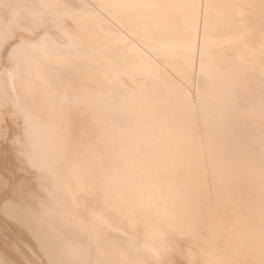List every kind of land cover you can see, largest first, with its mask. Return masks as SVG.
<instances>
[{
    "label": "bare ground",
    "instance_id": "bare-ground-1",
    "mask_svg": "<svg viewBox=\"0 0 264 264\" xmlns=\"http://www.w3.org/2000/svg\"><path fill=\"white\" fill-rule=\"evenodd\" d=\"M5 1L14 6L0 0L1 23L37 27L41 0ZM64 1L78 18L66 46L48 34L7 49L31 158L52 184L40 210L5 211L50 264H142L124 222L142 224L155 250L175 231L204 251L200 220L222 247L264 264V0Z\"/></svg>",
    "mask_w": 264,
    "mask_h": 264
},
{
    "label": "rangeland",
    "instance_id": "rangeland-1",
    "mask_svg": "<svg viewBox=\"0 0 264 264\" xmlns=\"http://www.w3.org/2000/svg\"><path fill=\"white\" fill-rule=\"evenodd\" d=\"M58 1L59 0H48L47 2L44 3V0H41L39 2V5L42 4L41 11L43 13H40L41 11H38L37 15H35V18H36L35 21L36 22L39 21L38 22L39 24L34 22L37 24L36 28H34L35 25H32L33 27L32 28L30 27V29L22 28V27L15 26V25H14L15 27L12 28L13 26L11 25L12 23H9L8 21L2 22V23L0 22V200L4 202L3 203L2 201H0V226H1L0 227L1 229L0 237L2 236L1 239L4 238L2 241L0 239V242L3 243L5 241L7 244L10 245L8 246L4 242L3 245H5V247H9V248H4V249L6 250L12 249V251H9V250H7V252L4 251L5 253L2 252L4 250L3 249V250H0V253L4 254L3 257L8 256L7 260L9 261L10 259L11 262L10 261L9 262L11 264L13 261H14L13 264H21L20 262L24 264H46V263L50 264L49 260L47 261L49 257L40 248L37 241L30 234L29 229L27 230L28 228V227L26 228L27 224L26 226H24L22 225V223L24 222H21L19 225V222H17V220L20 221V219L16 218L15 216H14L15 219H13V216L11 218V216H9L10 213L5 211L4 207L6 203H9V205H11L12 203V206H15L16 208L18 207L23 208V210H27V211H28L27 208H33V207L37 208L39 207L40 203L42 202L45 203L50 200L48 197V192L46 191V188L52 183L50 182V178H49L50 175H47L46 171L43 168H40L38 164L33 163L32 161V158H31L32 157L31 154L33 150L32 142H31L32 136L30 135V131L28 129L29 125L26 122V116L24 115L25 113L23 112V109L21 108V105L19 104V101H18L17 94L19 93L20 95L21 91H18L20 89L17 88L18 85L15 86L16 82L13 79L14 75L17 74L16 66L14 62L12 61V57L9 55L7 49L14 39L23 38L25 41L27 40V41H32V42H40L41 39H47L45 37L48 34L51 36L50 41L52 42L55 41V42L61 43L66 46V44H68L69 42V37L65 29H67V27L69 29H72L73 28L72 26L74 25L73 23L77 22L75 21V19L77 20L78 18L77 16L76 17L74 16V13H76V11H74V13L67 12L68 7H66L65 6L66 4L63 3L65 2L64 0H61L62 3ZM5 2H8V3H5ZM11 2L12 1L4 0L6 7L5 5H1V7L4 6L8 10L6 12H9L10 10H13L12 8L14 6V3L12 2L11 4ZM57 2L63 4L64 7L63 5L60 6V4H58ZM54 3L56 4L57 7L55 6ZM1 7H0V10L2 11L6 10L4 7H3L4 9H2ZM57 8H61V10L60 9L58 10ZM76 10L81 11L82 8L76 9ZM63 12L64 14L62 15ZM66 12H67V15H66ZM78 13L80 12H77V14ZM40 14H42V16ZM47 14L49 15L54 14L52 16L51 21L49 19L51 16L48 18L49 15ZM0 18H1L0 19L1 21H4L2 17ZM40 18L42 22H45V24L43 23L42 25ZM54 20H56L57 22L56 21L54 22ZM70 21H72V23ZM5 23L6 25L10 24V26H6ZM58 25H60V27H58ZM85 30L88 32L87 35L89 36L96 35L94 32H93L94 34L93 33L91 34L90 29L88 28H84V31ZM43 35L45 36L43 37ZM94 49L92 50L95 51ZM97 52L98 54L100 53L99 50H97ZM40 53L44 54L45 52L44 53L40 52ZM93 54L96 56H100L96 54V51ZM46 55H47L46 56L47 58L54 61L58 58L64 57L66 54L61 55L62 57H60V56H55L51 52H46ZM101 56L105 57L106 55L102 53ZM74 60L76 61V59ZM79 61L82 63V59H79ZM80 62L77 61L76 63L79 65ZM84 66H85L84 68L87 71L89 68L91 69L92 72L94 71L93 67L87 68L86 64ZM81 70H84V69H81ZM82 75H84V73ZM88 80H89V83L93 85L94 81L87 79V82ZM94 85L96 84L94 83ZM194 88L196 89V87ZM194 88H192V90ZM195 92L196 90L195 91L193 90V93ZM67 97L69 98L71 96L69 95ZM68 98H65L66 101L69 100ZM66 101L64 100V103H63L64 105L65 103H67ZM70 102L71 100H69V103ZM72 103H74V101ZM75 104H78V103L76 102ZM66 105H68V103ZM82 105L80 106L79 104L77 107L73 106L72 108H78L80 106L81 108L79 109H82L84 108V106ZM69 108H71V106ZM67 116H71V114ZM110 119H111L110 120L111 123H113L115 126L122 125L124 123V118L122 117V115H119V114L112 115ZM73 190L77 192V194L80 197L85 195L83 191H80V190L77 191V189L75 188H73ZM6 198H9V199L7 200ZM214 201H215V198H212V202ZM85 203L87 204V202ZM81 205H83V203H80L78 207L80 206V208L83 209ZM41 207H39V210L41 209ZM114 209H115L114 207L111 208V212L113 215H115ZM110 219L111 220L113 219L112 216ZM14 224H16V226L18 227H16ZM122 225H123L124 230L127 231V233H125L124 235L127 238L134 241L135 244L138 246L135 249L136 255H138L142 259L140 260L142 264H255V262L251 258L243 259V258L237 257V255L232 250L229 251L226 248L222 247L221 243H223V241H220L221 240L220 238H215L213 227L208 222L203 221V220H200L197 224V233L199 234V237L203 239V241L205 240L207 241L208 247H206L204 251L200 250V247H198L199 245L195 243L197 240L195 239L193 240V238H191L188 233H185V234L180 233V232L176 233L175 231L172 232L171 236H169L171 242H169V244L166 246L167 248H169V250L167 249L168 251L167 250H155L149 244L150 241L144 238L145 228L142 227V224L132 225L131 223L124 222V224ZM21 229H23L25 232H21L23 231ZM24 233L25 235L26 233L27 235H29V240H32L31 242L28 240L27 235H26L27 239L25 238V235L23 236ZM7 235L10 237V239ZM3 245H2V248L4 247ZM172 245L173 247H171ZM34 246H36L37 248H34ZM35 251H38V253ZM8 252L12 253L14 256L13 255L11 256ZM28 254L31 256H29ZM38 254H39V257L37 256ZM15 255L17 256L15 257ZM13 257H15L16 259H14ZM29 257H31L32 259ZM127 257L129 260L134 258L131 255V253Z\"/></svg>",
    "mask_w": 264,
    "mask_h": 264
}]
</instances>
